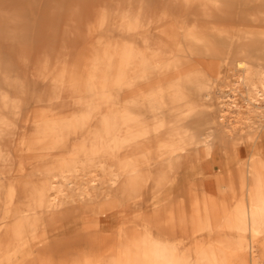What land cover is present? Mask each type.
<instances>
[{"label":"bare ground","instance_id":"1","mask_svg":"<svg viewBox=\"0 0 264 264\" xmlns=\"http://www.w3.org/2000/svg\"><path fill=\"white\" fill-rule=\"evenodd\" d=\"M263 258L264 0H0V264Z\"/></svg>","mask_w":264,"mask_h":264},{"label":"rangeland","instance_id":"2","mask_svg":"<svg viewBox=\"0 0 264 264\" xmlns=\"http://www.w3.org/2000/svg\"><path fill=\"white\" fill-rule=\"evenodd\" d=\"M54 52H55V50H54ZM74 52H75L74 55L76 56V60L75 61H81V60H83V59L86 58V55L85 54L87 52V49L80 47V48L75 49ZM33 61H34V63L38 62V57H35ZM32 67H34V65ZM102 226H103L104 230L107 233H109V232L113 231V229L116 226V223H115V220L107 219V220H105V221L102 222ZM74 233H75V231H70L69 233L65 234V237L67 238L68 236H71ZM263 260H264V258H263Z\"/></svg>","mask_w":264,"mask_h":264}]
</instances>
